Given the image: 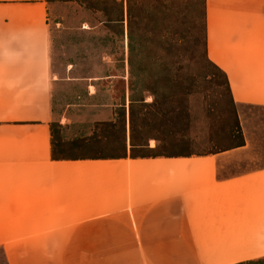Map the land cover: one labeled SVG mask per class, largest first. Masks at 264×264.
I'll list each match as a JSON object with an SVG mask.
<instances>
[{"label": "rangeland", "instance_id": "374dc122", "mask_svg": "<svg viewBox=\"0 0 264 264\" xmlns=\"http://www.w3.org/2000/svg\"><path fill=\"white\" fill-rule=\"evenodd\" d=\"M17 1L33 0H0V162L44 160L34 152L40 151L41 143L32 131L38 126L21 119L39 104L38 90L14 88V78L8 75V69L14 72L23 56L21 25L16 18L33 11L13 4ZM206 1L48 2L54 80L48 129L57 153L66 157L123 154L124 122L115 115L123 103L126 112L129 108V39L132 67L140 77L133 96L145 100L133 104L128 143L144 145L152 139L149 144L154 147H139L132 155H204L228 148L212 159L216 175H242L246 180L221 191L212 186L195 189L196 197L205 190L207 200L220 202L228 225L224 232L194 233V251L199 257L212 258V264H264V173H260L264 172V106L235 104L222 73L206 62ZM209 1H261L264 15V0ZM152 93L157 97L154 104ZM112 116L115 120L110 122ZM74 136L77 139L71 140ZM242 141L243 145L229 148ZM10 171L0 168V196L9 183L17 182ZM40 203L22 201L19 208L24 213L31 204L37 212L43 207ZM26 220L38 225L49 221L58 230L71 226L63 217L23 216H0V226ZM0 264H7L1 248Z\"/></svg>", "mask_w": 264, "mask_h": 264}, {"label": "crops", "instance_id": "0c3cea01", "mask_svg": "<svg viewBox=\"0 0 264 264\" xmlns=\"http://www.w3.org/2000/svg\"><path fill=\"white\" fill-rule=\"evenodd\" d=\"M50 1L13 2L33 11L16 18L21 25L18 31L22 34L23 56L14 72L8 69V75L14 78V88L38 90L39 104L21 119L38 126L32 131L41 143L40 151L34 152L41 153L44 160L0 162V168L13 169L9 176L17 180L6 184L7 189L4 183L0 216L63 217L71 226L58 230L49 226V221L48 225H38L28 220L0 226V248L6 263H214L194 251L193 234L224 232L228 224L220 202L207 200L205 190L196 197L195 189L212 186L221 191L246 180L242 175H216L212 159L224 155L227 149L204 155H132L139 147H154L149 144L152 139L144 145L128 143L131 131L126 112L122 155L52 157L48 129L54 81L47 28ZM115 1L125 4L127 0ZM262 9L261 1H206L205 53L225 73L235 104L264 106ZM127 46L130 57L129 39ZM109 119L115 120L114 116ZM22 201H40L43 207L36 212L30 204L31 209L22 213ZM54 205L62 208H51Z\"/></svg>", "mask_w": 264, "mask_h": 264}, {"label": "trees", "instance_id": "16d2710c", "mask_svg": "<svg viewBox=\"0 0 264 264\" xmlns=\"http://www.w3.org/2000/svg\"><path fill=\"white\" fill-rule=\"evenodd\" d=\"M204 18H205V8H204ZM203 43H204V48H205V23H204V32H203ZM205 54V58H206V62L207 63H210L212 65H214L206 56V53ZM131 57H129V70H128V87H129V90H130V98H129V108H128V115H129V124H130V131L132 133L133 131V115H134V109H133V104H136V103H141L143 104L144 103V96H141L140 98H135L133 96L134 94V91H135V88H136V85L138 84V79H140V77L137 76V74H135L134 70H133V67H132V63H131ZM215 66V65H214ZM217 67V66H215ZM217 69L222 73L223 77H224V82H225V85L227 87V90L230 94V89H229V85H228V81H227V78H226V75L225 73L219 69L217 67ZM175 81H178V82H181L179 79H176ZM147 89V88H146ZM152 96H153V101H152V104L155 103L156 101V95L154 93H152ZM232 99V98H231ZM233 103V102H232ZM116 114L118 116H122L123 118V128H122V132H123V141H124V138H125V121H126V109H125V104L123 103L122 107H119L118 111H116ZM130 138H131V135H130ZM132 143V142H131ZM55 143L53 142L52 140V157L54 158H63V157H66L64 155H62L61 153H57V149H55ZM134 144V143H132ZM240 145H243V141L238 143V144H235L229 148H232V147H236V146H240ZM228 148H223V149H218V150H215V151H212V152H208V153H215V152H218V151H222V150H226ZM59 152V151H58ZM61 152V150H60Z\"/></svg>", "mask_w": 264, "mask_h": 264}]
</instances>
